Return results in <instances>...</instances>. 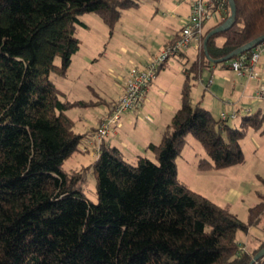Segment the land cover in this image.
<instances>
[{"label":"trees","instance_id":"obj_1","mask_svg":"<svg viewBox=\"0 0 264 264\" xmlns=\"http://www.w3.org/2000/svg\"><path fill=\"white\" fill-rule=\"evenodd\" d=\"M234 4L233 24L207 39V55L202 42L197 61L185 69L179 107L160 140L147 144L155 160L140 154L127 161L107 143L115 127L92 145L95 157L88 164L66 170L63 162L85 153L79 145L95 130L87 136L76 131L67 111L105 104L100 123L123 89L111 101L63 99L51 75L65 76L80 48V14L97 13L112 28L122 9L137 2L0 0V264H249L264 240L247 252L236 233L264 221V196L248 208L245 223L180 181L175 161L190 132L206 153L199 170L242 162L244 126L264 129L259 109L242 115L237 127L190 95L188 70L198 75L214 63L209 58L220 59L264 34V0ZM221 23H205L202 40ZM89 172L96 201L83 190ZM253 264H264V255Z\"/></svg>","mask_w":264,"mask_h":264},{"label":"rangeland","instance_id":"obj_2","mask_svg":"<svg viewBox=\"0 0 264 264\" xmlns=\"http://www.w3.org/2000/svg\"><path fill=\"white\" fill-rule=\"evenodd\" d=\"M135 1L137 5L122 9L112 28L97 13L84 12L79 15L80 21L87 25L78 24L76 27L75 35L81 41L80 48L73 55L65 76L51 75L56 86L66 92V96L60 95V98L71 99L73 96H82L98 99L96 97L98 95L105 100L109 99L113 93V78L116 73L124 72V65L126 63L129 64V59H133L136 49L138 48L139 52L144 53L145 56H150L154 49L159 47L161 42L167 38V32L172 33L180 28L179 16L172 17L171 13H179L181 16H185L187 13L184 6L178 7L177 0ZM217 41L221 42L222 38H217ZM121 45L128 47L127 52L121 50ZM184 50L188 56L187 61L184 55L171 56L166 61L167 66L163 69L160 68L157 73L153 81V84L157 86V91L147 94L151 105L148 106L147 104L149 111L143 112L141 115L143 123L137 122L134 126L129 125L128 128L131 132L129 136H126V134L122 135V139L128 147L127 149L130 150L129 155L125 159L131 163L136 161L137 152H135V149L136 147L138 148L137 140L147 139L156 135L158 138L160 131H162L161 129L160 131H154L150 125V122L154 121L150 120L148 113H151L152 118L156 117V119H159V116L162 118L163 113H160L159 109L164 107L165 122L168 123L171 115L166 112L165 105L170 103H175L174 105H176L178 103L179 106L181 103L180 95L185 79L181 63H184V67L189 69L199 57V49L194 43ZM87 58L90 60H87ZM261 63L263 67H260ZM212 66H215L216 71L226 70L223 62L211 63L208 68L202 67L201 70L206 74ZM257 70L261 74L260 78L263 81L264 49L260 52ZM188 72L191 95L195 87L198 86V82L195 80L198 75L190 70ZM254 84L255 81H253ZM209 94L212 98L219 97V94L211 91H209ZM261 100L262 102L258 105L249 96L242 99V102L249 104L253 111L260 108L264 112V99ZM82 110L81 107H72L68 111L69 115L75 120L76 125L80 123L79 116ZM212 114L218 119L220 112L218 115L215 112H212ZM228 120L229 124L240 127V119ZM75 129L76 131L81 130L78 126H75ZM244 129V135L239 140L243 151L242 162L220 169L199 170L197 167L198 160L206 156V153L199 141L190 132L186 134V140L175 161L177 176L180 181L213 202L227 207L240 220L246 223L248 221V208L254 205L261 195L264 196V129L263 126L256 128L244 126ZM83 141L85 143V140ZM119 147L124 149L121 145ZM141 149L140 154L155 160V155L152 152ZM87 155L88 157L80 155L84 156L81 164L75 161L76 157H70L63 162L62 166L64 169L69 170L86 165L95 157V154L93 156ZM83 190L90 200L96 201L95 179L90 172ZM257 227L263 231L264 221L258 224ZM259 230L255 226H249L247 230H238L236 239L240 245L245 243L252 250L264 239L263 235H259Z\"/></svg>","mask_w":264,"mask_h":264},{"label":"crops","instance_id":"obj_3","mask_svg":"<svg viewBox=\"0 0 264 264\" xmlns=\"http://www.w3.org/2000/svg\"><path fill=\"white\" fill-rule=\"evenodd\" d=\"M177 5L179 8H181L182 6L185 7V9L187 11L186 15L181 16V14H179V13L178 14L171 13V16L172 17L179 16V18H180L179 21H180V24L182 25L186 16L189 13V4H188V2H186L184 0H177ZM183 10H184V8H183ZM164 12L167 13L166 11H164ZM207 23H212V21H209ZM181 25H180V28H181ZM85 26H87V25L85 24ZM180 28H179V30H180ZM179 30H176L172 33L167 32L166 33L167 38L163 42H161V45L159 47H156V49H154L153 53H151V54L149 53L150 56L154 55L155 53H158L164 47V45L167 44L168 41H170L173 37L176 36V34L178 33L177 31H179ZM144 47H145V49L148 50V48L146 46H144ZM120 48L122 51L127 52L128 47L121 45ZM134 54L135 55H134L133 59H129V61H128L129 64L126 63L124 65V72L123 73H116L115 77L113 78V81H112L113 93L110 96V98L107 99L108 101L115 100L121 94L122 89H123L124 79H125L128 67L131 65H143L150 57V56L147 57V56H145L144 53L139 52L138 48L136 49ZM177 55H179V56L184 55L186 58V61L188 60V56L185 53V50L181 51ZM87 60H90V59L87 58ZM213 64H216V63H213ZM181 65H182V69H183L182 71L185 74L186 67H184V63H181ZM166 66H167V62L163 64L161 69L165 68ZM209 66H207V68ZM224 67L226 68L225 71H216L215 66H212L211 69L206 74H204L203 70H201L198 73V77H196V79H195L196 82H198V86L195 87V90L191 94V99H192V102L200 101L201 105L203 107H205L206 109H208L211 114H212V112H215L218 115L219 112H221V111H225L227 113H230L231 111H235L236 117L230 118V119L239 120V119H241L242 115H244L248 112H253V109L250 107V105L245 103V102L243 103L242 99H245V98L250 96L251 100L253 102H255L256 104L259 105L262 102L261 99H257L255 96L256 89L260 84L259 81H262L260 78L261 74H260V77H258V78H248L246 75H238L234 70H232L230 68L229 61L224 63ZM260 67H263L262 63L260 64ZM255 68L257 70V65ZM155 78H156V76H155ZM155 78L153 79V81L155 80ZM205 78H207V79H205ZM153 81L151 82V84L149 86L147 94H149L150 92L152 93L153 91H157V86L155 84H153ZM253 81H255L254 85H253ZM180 82H182V80H180ZM209 91L214 92L216 94H219V97L212 98L211 95L209 94ZM64 93L66 96V92H64ZM248 93H249V95H248ZM147 94H146V101L140 107L125 113L122 120H121V126L118 129H116L114 134L110 135L107 138L108 144L116 145L118 147H119V145H121V147H124V149L123 148L121 149L120 147L119 148L124 152L125 157L127 155H129L130 150L127 149L128 147L124 143V140L122 139V135L126 134V136H129V134L131 133L129 128H128L129 125L134 126L137 122L140 124L143 123V119H142L141 115L143 114V112L145 113V112L149 111V109L147 108V104H148V106L151 105V101L147 97ZM96 97L98 99L100 98V96H98V95ZM77 99L88 100V99H92V98H86V97H82V96H76V97L73 96L71 98V100H77ZM174 104L175 103H170V104L165 105L166 106V108H165L166 112H168V114H170L171 116H172L173 112L179 107L178 103H176V105H174ZM81 108L83 110L81 111L80 116H79V122L80 123H79V125L75 124V126H78L79 129H81L78 132L84 133L87 136L88 134H90L93 131L94 127L98 124L100 118L105 114L106 107H105V104H103V105L97 104L94 106H89L86 108L81 107ZM258 109L260 110V108H258ZM159 110L161 111L160 113H163L162 118H160V116H159V119H156V117L152 118L151 113H148L149 114L148 116H149L150 120L154 121V122H152V121L150 122V125L154 129V131H157V130L160 131V129L162 131H160L158 138L156 137L157 135L153 136V137H148L147 139H139V140H137V137H136V140L139 143V144L137 143L138 148L136 147V149H135V152H137L136 153L137 155H140L139 152H140L141 148L143 150H147L146 146L149 142H158L162 136V132H163L164 127L166 126L167 123L165 122L166 119L164 116V113H165L164 107L159 109ZM68 111H67V113H68ZM68 115H69V113H68ZM161 126H163V127H161ZM87 146H89V147L85 153H77L76 155L72 156V157H76L75 161H77L80 164L82 163V160L84 157V156H80V155H86L87 157H88L87 154H90L91 156L94 155L93 146L92 145H87ZM255 228L259 230L258 227H255ZM259 231H260L259 235H263V238H264V230L263 231L259 230ZM260 242L256 245V247H253L252 250L257 248L258 245L260 244ZM242 246L244 247L245 251H247V252L252 251L245 245V243Z\"/></svg>","mask_w":264,"mask_h":264},{"label":"built area","instance_id":"obj_4","mask_svg":"<svg viewBox=\"0 0 264 264\" xmlns=\"http://www.w3.org/2000/svg\"><path fill=\"white\" fill-rule=\"evenodd\" d=\"M189 4V13L177 35L156 54L151 55L143 65H131L127 69L124 80L123 92L111 106L100 123L95 126L91 137L85 143L79 145L83 151H87L86 145H98V143L109 133L114 132L115 127L121 126V119L124 114L140 107L146 100L149 86L161 66L171 56H176L192 43L200 49L202 46L203 26L209 21L221 23L225 20L226 0H184ZM264 49V41L257 44L251 54H241L229 60V66L239 75H246L248 78H258L260 73L256 70L260 52ZM257 99H264V81H260L255 92ZM234 118L236 112L227 113L221 111L219 118ZM94 151V150H93ZM95 154V151H94ZM245 250L244 247H241Z\"/></svg>","mask_w":264,"mask_h":264},{"label":"water","instance_id":"obj_5","mask_svg":"<svg viewBox=\"0 0 264 264\" xmlns=\"http://www.w3.org/2000/svg\"><path fill=\"white\" fill-rule=\"evenodd\" d=\"M228 5H229V15L227 16V18L218 26L214 27L213 29H211L205 36L204 40H203V46H204V51L205 54L207 55L205 46H206V42L207 39L216 33L222 32L224 30H226L227 28H229L235 19V15H236V8H235V4H234V0H228ZM264 41V34L260 35L252 40H250L249 42L245 43L244 45H242L241 47L237 48L236 50H234L233 52H231L230 54L220 58V59H212L209 58L212 62L214 63H218V62H222V61H226L229 60L230 58L234 57L237 54H240L242 52H245L248 49H252L254 48L257 44L261 43ZM264 255V247L261 248L250 260L249 264H253L257 259L261 258Z\"/></svg>","mask_w":264,"mask_h":264}]
</instances>
